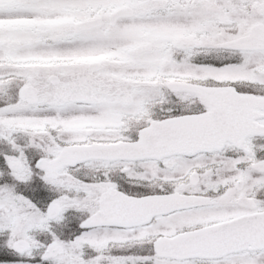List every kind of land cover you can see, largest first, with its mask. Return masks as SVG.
I'll return each instance as SVG.
<instances>
[{
	"label": "snow or ice",
	"instance_id": "1",
	"mask_svg": "<svg viewBox=\"0 0 264 264\" xmlns=\"http://www.w3.org/2000/svg\"><path fill=\"white\" fill-rule=\"evenodd\" d=\"M0 264H264V0H0Z\"/></svg>",
	"mask_w": 264,
	"mask_h": 264
}]
</instances>
